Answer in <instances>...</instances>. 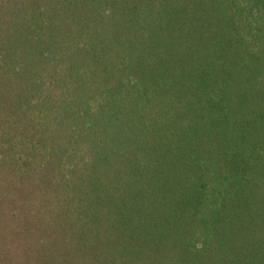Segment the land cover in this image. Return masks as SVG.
Returning <instances> with one entry per match:
<instances>
[{"label":"trees","instance_id":"1","mask_svg":"<svg viewBox=\"0 0 264 264\" xmlns=\"http://www.w3.org/2000/svg\"><path fill=\"white\" fill-rule=\"evenodd\" d=\"M0 264H264V0H0Z\"/></svg>","mask_w":264,"mask_h":264}]
</instances>
